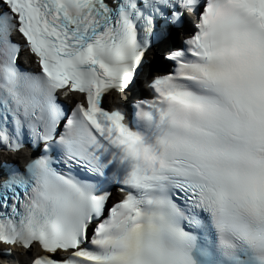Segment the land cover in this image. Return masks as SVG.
Here are the masks:
<instances>
[{
  "label": "snow or ice",
  "instance_id": "obj_1",
  "mask_svg": "<svg viewBox=\"0 0 264 264\" xmlns=\"http://www.w3.org/2000/svg\"><path fill=\"white\" fill-rule=\"evenodd\" d=\"M0 264H264V0H0Z\"/></svg>",
  "mask_w": 264,
  "mask_h": 264
}]
</instances>
